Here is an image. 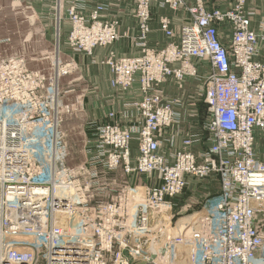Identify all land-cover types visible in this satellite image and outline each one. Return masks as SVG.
Wrapping results in <instances>:
<instances>
[{
  "label": "built area",
  "instance_id": "built-area-1",
  "mask_svg": "<svg viewBox=\"0 0 264 264\" xmlns=\"http://www.w3.org/2000/svg\"><path fill=\"white\" fill-rule=\"evenodd\" d=\"M49 1L54 42L40 51L49 72L29 70L22 56L0 59V264H134L143 258L135 251L144 244L142 236L155 227L166 238L158 250L163 264H264L256 215L264 212V152L259 156L254 149L255 133L264 134V21L260 32L253 28L246 0H232L227 9L206 0H135L137 30L130 45L139 54L123 57L110 50L103 63L111 86L126 90L138 82V99L125 105L138 111L139 120L124 124L111 111V121L90 125L86 158L75 173L66 166L70 150L60 114L82 102L59 98L57 79L76 67L72 55L62 57L61 20L68 22L64 43L71 53L92 55L121 35L103 0ZM154 1L187 14L176 31L168 17L159 18L169 38L160 47L147 42ZM224 25L226 44L220 38ZM183 76L200 77L199 96L211 114L197 126L209 132L203 152L190 149L201 143L198 133L189 134L181 148L173 138L162 139L168 128L178 130L185 115L194 126L189 101L170 93ZM111 171L142 181L105 190L100 173ZM185 175L216 176L219 191L172 222L175 199L188 185ZM129 196L159 203L166 214L146 220L149 210L141 206L135 229H129L121 210Z\"/></svg>",
  "mask_w": 264,
  "mask_h": 264
},
{
  "label": "rangeland",
  "instance_id": "rangeland-1",
  "mask_svg": "<svg viewBox=\"0 0 264 264\" xmlns=\"http://www.w3.org/2000/svg\"><path fill=\"white\" fill-rule=\"evenodd\" d=\"M43 1L44 0H12V3L8 6L0 7V40L7 41L5 43H0V59H6L11 56H22L25 58L26 66L29 70H41L44 73L49 72V60L42 58L40 51L47 48L51 49L53 46L54 21L49 17V12L41 10L46 6ZM30 2L36 5H29ZM65 20L66 19L61 20V30H63L64 25H68V22ZM63 42L64 37H61V44H63ZM62 57L64 58L63 60L69 59V56H65L64 53ZM75 61L77 64V59H75ZM68 77L69 81L71 79L73 81L70 82V84H68L69 81L64 82L63 87L59 84V87L61 90L62 88H69L74 89V91L66 94L62 93L61 100L64 103H70L75 101V99H81L82 106L78 107L75 111L77 114L74 115L77 116L79 113L84 115L82 112L86 113L87 94L89 93V88L92 86L90 76L85 70L80 68L78 64V68L72 71ZM64 78L67 77H63V79ZM186 79L184 83L175 84L174 90L178 91L176 94L178 99L189 101L188 110L191 111L196 108L197 120H195L193 124L194 127L196 126L195 128H198L197 126L200 124V121L208 114V110L203 103L202 97L199 96L200 92H196V89H199L198 81L193 78ZM193 99L196 103L192 102ZM77 118H79V120L77 119V125L74 124L72 128H68L64 132L70 150L66 166L74 169L73 171L75 173L78 171L81 163L85 161L84 144L86 137L89 136L92 129L91 127L86 128L84 126L85 121H83L84 118L82 116H77ZM178 138L179 137H177V140ZM141 181L139 175L123 176L119 172L100 173L99 178L100 186L104 187L105 190L125 182L129 185H135L139 184ZM218 190V181L214 179L198 180L193 189H191V187L184 189L175 199L176 206L173 207L172 210V222L179 220L193 210H198L200 206L198 202L207 195L216 194ZM105 197L106 196L102 199L104 200ZM160 211L166 214V210L163 206L160 207L159 212ZM262 218L261 216H257V222H259V226L264 232Z\"/></svg>",
  "mask_w": 264,
  "mask_h": 264
},
{
  "label": "crops",
  "instance_id": "crops-1",
  "mask_svg": "<svg viewBox=\"0 0 264 264\" xmlns=\"http://www.w3.org/2000/svg\"><path fill=\"white\" fill-rule=\"evenodd\" d=\"M12 0H0V7L8 6ZM97 0L89 1V5L93 4ZM102 1V0H101ZM109 5L108 11H106L107 15L115 16L119 20V32L121 37L115 41L112 45L108 47H96L93 55L85 56L80 53H71L69 49L65 45V39L68 31V25H64L61 37H64V42L61 45L62 52L65 56H73L74 59H77L79 67L85 70L90 76V80L92 86L89 88V93L87 94V103H86V113H79L77 116H82L85 121L84 126L88 128L92 124L108 122L111 121L107 114L109 111L115 112V119L122 117L123 113L132 114L133 118H137V111L131 106H125L126 103L130 101H134L138 98V89L137 85L133 84L127 90H117L112 89L109 86V70L108 68L102 64V60L105 58L107 53L112 49L115 54L118 56L128 57L135 56L139 54L137 49H134L130 45V38L136 33L137 22L133 16V8H134V0H103ZM208 6L217 5L221 8H228L231 6L232 0H206ZM43 3L46 5L42 8V11L50 12L51 3L50 1L44 0ZM34 4V3H33ZM31 2L29 5H33ZM36 5V4H34ZM246 8L251 9L253 11L252 16V26L257 29L259 32L261 31L259 24L264 21V0H247ZM45 9V10H44ZM159 15H167L171 19L172 28L175 30L178 26L187 21V14L183 10L173 11L166 7L161 8L157 6L156 1L153 2L151 8V20L150 27L151 32L148 38V44L150 46H163L168 42L167 37L159 31L158 28V17ZM46 16V15H45ZM50 17V16H49ZM48 18V17H47ZM45 20L44 18H42ZM229 37V29L227 27L222 28L220 31V38L226 44L228 42ZM7 41L0 40V43H5ZM53 42V41H52ZM261 55L264 57V46L260 47ZM69 76V75H68ZM62 77L60 81V85L63 87L64 82H68L69 77ZM73 80L71 79L70 82ZM73 85V84H72ZM64 94L74 91V89L62 88L61 90ZM172 94H177L178 91L172 90ZM196 106V105H195ZM84 109V108H83ZM75 111L72 114H65L61 117V129L63 133L66 129L72 128L73 125H77V116L75 115ZM124 124H130L131 121H128L127 118H122ZM199 126V125H198ZM168 132L171 134L176 133V131H172L171 128L168 129ZM91 133V132H90ZM259 132H256L258 134ZM65 135V133H64ZM90 135V134H89ZM260 135V134H259ZM179 137V136H176ZM262 138V136H259ZM87 138V137H86ZM178 144L177 138H175ZM65 140L66 135H65ZM206 141V140H205ZM68 143V142H67ZM205 143V142H204ZM203 143V145H204ZM257 149L261 151L263 148V144L258 145ZM200 147V146H199ZM191 184L187 185L184 189L194 188L196 181L194 179L188 177ZM219 191V190H218Z\"/></svg>",
  "mask_w": 264,
  "mask_h": 264
},
{
  "label": "bare ground",
  "instance_id": "bare-ground-1",
  "mask_svg": "<svg viewBox=\"0 0 264 264\" xmlns=\"http://www.w3.org/2000/svg\"><path fill=\"white\" fill-rule=\"evenodd\" d=\"M103 3H105L106 5H107V11H108V9H109V5H108V3H106V2H103ZM246 3H247V0H246ZM153 4V3H152ZM158 6V5H157ZM231 6H232V2H231ZM230 6V7H231ZM134 7H135V0H134ZM159 7V6H158ZM166 8H168V9H170L169 7H167V6H165ZM230 7H228V8H230ZM152 8V7H151ZM161 8H164V7H161ZM221 8V7H220ZM134 9V8H133ZM221 9H223V8H221ZM224 9H227V8H224ZM171 10V9H170ZM109 16H111V15H109ZM161 16H166V17H168L167 15H159V17H158V28H159V18L161 17ZM115 17V16H114ZM116 18V17H115ZM169 18V17H168ZM117 19V18H116ZM118 20V19H117ZM150 20H151V18H150ZM169 20H170V24H171V19L169 18ZM118 23H119V20H118ZM171 26V28H172V25H170ZM149 27H150V21H149ZM225 27H227L228 28V26L227 25H224L222 28H225ZM174 31H176L174 28H172ZM118 30H119V24H118ZM136 30H137V26H136ZM159 31L160 32H162L163 33V31H161L160 30V28H159ZM150 32H151V27H150ZM150 32H149V34H150ZM149 34H148V38H149ZM164 34V33H163ZM165 35V34H164ZM121 37V36H120ZM119 37V38H120ZM165 37H167L166 35H165ZM118 38V39H119ZM148 38H147V42H148ZM117 39V40H118ZM167 39H168V41H169V38L167 37ZM117 40H115V41H117ZM114 41V42H115ZM113 42V43H114ZM112 43V44H113ZM112 44H110V45H112ZM110 45H106V46H96V47H108V46H110ZM95 47V48H96ZM95 48L93 49V52H94V50H95ZM133 48V47H132ZM134 49H136V48H134ZM112 50V49H111ZM138 50V49H137ZM114 51V50H113ZM93 52H92V55H93ZM81 55H84V54H82V53H80ZM85 56H87V55H85ZM89 56H91V55H89ZM103 61H104V59L102 60V64H104L103 63ZM105 65V64H104ZM107 68H108V66L107 65H105ZM78 68V63L76 64V67H74L72 70L74 71V70H76ZM71 73H69V74H67V75H63V76H60L58 79H57V88H58V90L60 91V95H59V98L61 99V95H62V91H61V89H60V87H59V84H60V80H61V78L62 77H65V76H68V75H70ZM110 74L111 73H109V79H108V83H109V86L112 88V89H117V90H121V88H119V87H113V86H111V84H110ZM191 78H193V77H191ZM199 78L200 77H196V79H198V81H199ZM187 79H186V77L185 76H183L182 78H180V79H176L175 81H173V84H174V86H173V89H174V87L176 86L175 84H181V83H184L185 81H186ZM199 83V82H198ZM133 84H136L137 85V89H138V95H140V91H139V84H138V82L137 81H133L132 83H131V85L127 88V89H129ZM164 86V85H163ZM126 89V90H127ZM193 89V88H192ZM198 90L199 89H196V92H198ZM171 93V92H170ZM172 94V93H171ZM139 97V96H138ZM177 98V97H176ZM138 99V98H137ZM79 101H81L82 102V100L81 99H78ZM62 101V100H61ZM63 102V101H62ZM72 102H74V101H72ZM130 102H132V101H130ZM192 102H195L196 103V101L193 99V101ZM64 103V102H63ZM71 103V102H70ZM127 104H129V103H127ZM79 106H82V104L81 105H79ZM79 106H77V108L74 110V111H76L77 109H78V107ZM125 106H128V105H125ZM206 106V105H205ZM196 107V106H195ZM207 108V107H206ZM188 110V109H187ZM195 110H196V108H195ZM195 110H188V112H190V113H192L193 114V117H191L190 118V120H191V122L192 123H194V121L195 120H197V111H195ZM73 111V112H74ZM73 112H70V113H68V114H72ZM109 112H111V111H109ZM66 114V113H65ZM123 114H126V116H123ZM122 114V117L120 118V120L122 121V118H127L128 119V121H131V122H136V121H138L139 120V114H138V111H137V118H133L132 117V114H128V113H123ZM64 115V114H63ZM62 115V113L60 114V116L62 117L63 116ZM209 115H211V114H207L201 121H200V124H199V126L198 127H203V125H204V123L205 122H207L209 119H208V116ZM122 123H124L123 121H122ZM191 123L189 122V117L188 116H183V118H181L180 119V124H179V127H178V130L176 131V133H174V134H171V133H169L168 132V129H170V128H168L167 130H166V134L163 136V140L164 139H170V138H173V141H174V144H175V147L176 148H181L182 147V141L185 139V138H187L188 137V135L189 134H192V133H198L199 135H200V137H201V143L200 144H192L191 146H190V149L192 150V151H194V152H203V150H207L208 149V147L210 146V140H209V132L208 131H206V132H202L201 131V129H199V128H195L194 126L191 128ZM257 132H259L258 134H256L255 133V135H254V149H256V152H257V154L259 155V156H262V154H263V152H264V146H263V148L261 149V151H259L258 149H257V147H259L258 145H260V144H263L264 145V134L263 133H261L260 131H257ZM208 134V135H207ZM262 136V138H260L259 136L260 135ZM176 136H179V138H178V144H177V141H176V139L175 138H177ZM206 140V141H205ZM135 141H132L131 143H134ZM205 142V143H204ZM203 143H204V145H203ZM200 146V147H199ZM136 154V151L134 150V149H132V156H134ZM119 170V169H118ZM117 172H119V171H115V172H109V173H117ZM120 173V172H119ZM186 176V182L188 183V185L189 184H191L190 183V181H189V179H188V177H190V178H192V179H194V180H204V179H214V180H216L217 179V177L216 176H208V177H206V178H203V179H197V178H195V177H193V176H190V175H185ZM177 185L178 184H175L174 185V187L176 188L177 187ZM130 197V200H127V202L122 206V212L124 213V216H125V220H126V226L129 228V229H132V230H134L135 228H134V225H133V223H134V220H135V218H136V215L140 212V207L141 206H147V209L149 210V211H147V213H146V211L143 213L144 214V217L146 218V220L147 219H149V216L150 217H152L155 213H158L159 212V210H160V208H159V206L161 205V204H159V203H155V202H152V201H150V200H146L145 198H138V197H132V196H129ZM260 200L261 201H263L264 200V197H261L260 198ZM256 215L257 216H261V217H264V212H256ZM150 220H149V225H150ZM153 231V232H152ZM151 232L152 233H149V234H142L143 236H142V238L144 239V244L142 245V247L141 246H139L138 248H137V250H135L136 252H138V253H140L142 256H143V258H140V257H136V262L134 263V264H147V263H154V264H163V260H162V258H161V254H160V251H158L159 250V247L161 246H164L165 245V241H166V238H163V235L161 234V231H158V228L157 227H155L153 230H152ZM130 243L132 244V245H134V244H136L137 243V241H136V238L134 237V236H132L131 237V241H130ZM152 247V248H151Z\"/></svg>",
  "mask_w": 264,
  "mask_h": 264
},
{
  "label": "water",
  "instance_id": "water-1",
  "mask_svg": "<svg viewBox=\"0 0 264 264\" xmlns=\"http://www.w3.org/2000/svg\"><path fill=\"white\" fill-rule=\"evenodd\" d=\"M152 248V247H151Z\"/></svg>",
  "mask_w": 264,
  "mask_h": 264
}]
</instances>
